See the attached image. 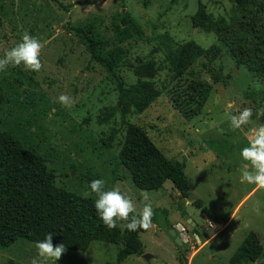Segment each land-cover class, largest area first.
<instances>
[{
    "label": "rangeland",
    "instance_id": "rangeland-1",
    "mask_svg": "<svg viewBox=\"0 0 264 264\" xmlns=\"http://www.w3.org/2000/svg\"><path fill=\"white\" fill-rule=\"evenodd\" d=\"M198 2L214 17L228 18L233 7L231 0H0V58L25 32L42 44L38 72L23 65L0 71V130L37 151L60 188L83 196L96 177L106 188L118 187L137 213L151 205V227L139 232L142 253L120 264H230L249 232L262 252L253 264H264V190L241 183V170L249 165L239 157L254 129L264 124V115L256 114L264 108V81L236 64L212 32L192 25ZM116 11H128L143 29L144 38L130 43L115 69L125 87L141 79L137 69L147 74L142 79L158 93L142 108L119 102L115 78L67 29L68 23L86 20L106 26ZM190 40L217 50L213 59L192 66L197 78L173 74L166 59ZM149 60L154 69L145 72ZM61 93L72 98L71 107L56 99ZM244 108L252 109L249 123L233 130L229 118ZM128 124L144 128L160 152L182 169L189 187L186 198L170 180L157 190L131 182L119 159ZM126 222L118 221L116 227L123 232ZM35 243L17 238L0 247V264L39 260ZM122 245V240L92 241L86 251L64 248L56 261L43 264H117Z\"/></svg>",
    "mask_w": 264,
    "mask_h": 264
},
{
    "label": "trees",
    "instance_id": "trees-1",
    "mask_svg": "<svg viewBox=\"0 0 264 264\" xmlns=\"http://www.w3.org/2000/svg\"><path fill=\"white\" fill-rule=\"evenodd\" d=\"M52 1L58 4V0ZM231 1L233 7L228 18L214 17L198 2L191 23L212 32L236 64L264 81V0ZM67 29L78 37L90 58L115 78L120 103L127 101L142 108L154 99L158 92L147 78L142 79L146 73L137 69L141 79L126 87L115 75L130 43L144 38L142 27L128 11H116L106 26L101 21L86 20L68 23ZM216 51L215 47L203 48L190 40L168 53L166 59L173 74L197 78L200 75L192 66L200 59H213ZM145 67V72L153 71L154 62L147 61ZM119 159L139 189L157 190L165 180H170L182 197L189 195L185 173L160 152L141 126L127 125ZM93 201L58 187L37 151L13 133L0 130V247L9 246L17 238L42 241L51 233L53 246L63 244L64 248L78 251H86L92 241L122 240L117 264L129 255L141 254L139 232L143 229L123 232L118 227L108 229L97 217ZM261 256L257 238L249 232L229 262L253 264Z\"/></svg>",
    "mask_w": 264,
    "mask_h": 264
},
{
    "label": "clouds",
    "instance_id": "clouds-1",
    "mask_svg": "<svg viewBox=\"0 0 264 264\" xmlns=\"http://www.w3.org/2000/svg\"><path fill=\"white\" fill-rule=\"evenodd\" d=\"M42 44L35 36L23 33L17 43L7 49L0 58V71L6 66H20L24 69L38 72L41 69L40 51ZM56 99L64 107H71L72 98L66 94H59ZM257 117L264 115V108L256 110ZM252 116V109L244 108L238 115H231L229 118L230 127L238 130L242 125L249 123ZM239 157L247 162L249 168L241 170V183L254 185L256 190H264V124L254 129L252 138L248 140L246 147L239 149ZM82 195L87 198L94 195L93 206L97 217L108 229L117 226L118 221H127L124 228L128 231L137 229L147 230L151 227L153 216L150 204H145L137 213L131 199L122 193L118 187L106 188L103 179L91 180ZM130 214L131 217H130ZM37 257L33 258L31 264H43L48 259L55 261L61 256L64 250L63 244H52V234L49 233L42 241L35 243Z\"/></svg>",
    "mask_w": 264,
    "mask_h": 264
},
{
    "label": "water",
    "instance_id": "water-1",
    "mask_svg": "<svg viewBox=\"0 0 264 264\" xmlns=\"http://www.w3.org/2000/svg\"><path fill=\"white\" fill-rule=\"evenodd\" d=\"M185 219H186L187 222H190V224L195 225V223L192 222V221H191V218H189L188 216H185ZM169 232H170L171 236H173L175 242H176L177 244H181V239H180L179 235H177V234L175 233V230H174V229H170ZM144 256H145V257H148L147 255H144Z\"/></svg>",
    "mask_w": 264,
    "mask_h": 264
}]
</instances>
